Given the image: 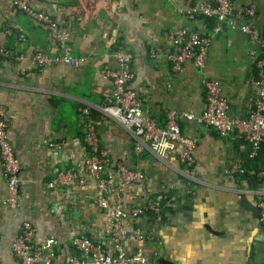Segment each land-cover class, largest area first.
Here are the masks:
<instances>
[{
  "label": "crops",
  "instance_id": "1",
  "mask_svg": "<svg viewBox=\"0 0 264 264\" xmlns=\"http://www.w3.org/2000/svg\"><path fill=\"white\" fill-rule=\"evenodd\" d=\"M232 2L236 7H257L254 22L264 35V0ZM31 4L69 33L71 55L84 62L76 68L56 63L38 69L31 59L35 52L57 54L49 30L17 10L12 0H0V47L7 51L0 59V108L5 110L8 137L20 163L16 207L2 204L6 185L0 166V264H19L12 245L27 221L35 226L40 244L50 238L56 241L53 264H66L76 235H87L105 248L109 216L95 203L94 182L75 185L76 195L69 188L47 186L55 174L48 141L62 142V158L78 168L85 155L88 120L115 161L144 172L143 203L159 207L158 214L147 210L136 221L154 228L152 241L130 243L128 249L145 247L148 259L156 264H264V227L240 206L248 201L256 207L264 199V178L252 174L264 170V143L251 157L242 136H220L204 124L181 119V133L196 142L198 173L192 179L178 171L177 146L160 157L148 150L136 155L128 133L99 110L111 103L112 82L104 69L115 65L112 55L123 48L132 54L130 89L143 112L158 123L170 109L200 115L206 78L221 84L229 115L244 119L253 108L256 60L264 52L228 22L214 32L212 19L183 12L185 0H31ZM182 27L211 38L202 72L188 63L180 74L170 71L167 36Z\"/></svg>",
  "mask_w": 264,
  "mask_h": 264
},
{
  "label": "built area",
  "instance_id": "2",
  "mask_svg": "<svg viewBox=\"0 0 264 264\" xmlns=\"http://www.w3.org/2000/svg\"><path fill=\"white\" fill-rule=\"evenodd\" d=\"M195 1L185 0L183 12L197 13L205 19H212L215 22L214 32H220L221 25L228 22L232 28L239 29L254 47L264 52V35L254 22L257 16L255 5L236 7L232 0H205L199 5H194ZM12 3L36 25L45 26L55 45V55L42 51L33 54L31 59L38 69L56 63L76 68L84 62V59L71 55L69 33L49 14L34 8L31 0H12ZM236 19L246 21L239 24ZM23 38L20 36L21 40ZM167 40L170 50L166 59L170 64L171 73L180 74L187 63L198 71L205 69L211 47V38L208 35L182 27L170 31ZM250 54L255 56V51L252 50ZM6 56L7 51L0 47V59ZM112 57L115 65L106 66L104 69L112 82L111 103L100 106L99 110L119 123L128 133L136 155L148 150L160 157L177 146L178 171L184 176L196 179L198 172L193 155L196 142L181 133L178 124L181 119L204 124L220 136H242L250 146L251 157L255 155L259 145L264 143V57L256 60L257 76L252 82L256 97L246 118L231 117L228 101L222 95L221 84L218 80L206 78L202 85V113L196 116L187 111L170 109L166 112L163 123H158L143 112L137 94L130 89L133 79L132 54L127 49L119 48ZM81 111L85 115L89 114L87 109ZM7 129L5 110L0 108V166L6 185L2 204L16 207L19 201L20 163ZM84 143L85 155L76 168L62 158V142L48 141V153L55 174L47 186L50 189L69 188L76 195L75 185L84 186L94 182L95 203L108 212L109 224L105 231V248L87 235L74 236V251L66 264H156L148 259L145 247L137 246L131 250L127 248L130 243L151 242L154 237V228L141 227L136 222L147 210L153 214L159 213V207L154 202L143 203L142 186L146 182L144 172L140 168L129 167L122 160L115 161L109 150L101 146L97 129L90 120L85 123ZM233 169L235 170V167ZM252 174L264 178V170ZM256 207L259 211L258 221L264 227V199H260ZM54 243L56 241L50 238L45 245L40 244L36 238L35 226L27 221L14 239L12 249L19 264H53Z\"/></svg>",
  "mask_w": 264,
  "mask_h": 264
},
{
  "label": "water",
  "instance_id": "3",
  "mask_svg": "<svg viewBox=\"0 0 264 264\" xmlns=\"http://www.w3.org/2000/svg\"><path fill=\"white\" fill-rule=\"evenodd\" d=\"M240 206L242 208H244L245 210H248L249 212H251L256 218H258V212L259 211H258L257 207L253 206L248 201H241Z\"/></svg>",
  "mask_w": 264,
  "mask_h": 264
},
{
  "label": "rangeland",
  "instance_id": "4",
  "mask_svg": "<svg viewBox=\"0 0 264 264\" xmlns=\"http://www.w3.org/2000/svg\"><path fill=\"white\" fill-rule=\"evenodd\" d=\"M256 90V89H255Z\"/></svg>",
  "mask_w": 264,
  "mask_h": 264
}]
</instances>
